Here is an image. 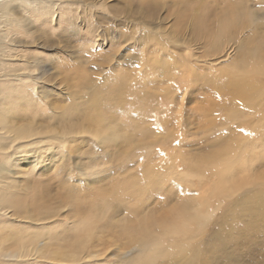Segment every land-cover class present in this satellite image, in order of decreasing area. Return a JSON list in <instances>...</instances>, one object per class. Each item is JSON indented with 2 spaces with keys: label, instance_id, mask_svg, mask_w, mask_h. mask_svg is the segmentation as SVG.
Here are the masks:
<instances>
[{
  "label": "rangeland",
  "instance_id": "obj_1",
  "mask_svg": "<svg viewBox=\"0 0 264 264\" xmlns=\"http://www.w3.org/2000/svg\"><path fill=\"white\" fill-rule=\"evenodd\" d=\"M55 2L0 15V264H264V0Z\"/></svg>",
  "mask_w": 264,
  "mask_h": 264
},
{
  "label": "bare ground",
  "instance_id": "obj_2",
  "mask_svg": "<svg viewBox=\"0 0 264 264\" xmlns=\"http://www.w3.org/2000/svg\"><path fill=\"white\" fill-rule=\"evenodd\" d=\"M30 4H35V6L36 5H38V12H40V13H44V14H46V15H50L51 14V12L53 11L54 12V10L59 6V4L58 3H56L55 2V0H0V10H1V13H0V15L1 16H3V15H5V17H6V19L8 20V21H13V19H14V12H13V10H15V9H17V8H24V7H30ZM61 6L60 7H63V5L62 4H60ZM55 8V9H54ZM7 14L8 15H10V16H7ZM51 16V15H50ZM228 18H223V19H221L220 21H219V23H218V25L215 27L216 28V31H215V34L213 35L212 34V32H211V30H210V28H204V29H201V31H204L205 33L207 32V34L206 35H208V37L209 36H212V40H213V45L211 44L210 46H213L214 48L216 47V49H219L220 47H221V45L223 44V40H220V38H222L223 36H225L227 33H228V31H229V25L231 24V22L229 21L230 19H228ZM229 24V25H228ZM1 38V37H0ZM211 40V41H212ZM1 45V44H0ZM164 47V46H163ZM0 48H2L1 46H0ZM10 55V54H9ZM8 55V56H9ZM169 55V54H168ZM195 55V54H194ZM207 55V54H206ZM158 58V57H157ZM159 58H161V56L159 57ZM158 58V61L160 60V62H161V60H163V59H159ZM163 58V57H162ZM166 59V58H165ZM146 61V60H145ZM153 61V60H152ZM156 63H159L156 59L154 60ZM144 62V61H143ZM146 63V62H145ZM166 63V62H165ZM178 63V62H177ZM148 64V63H147ZM179 64V63H178ZM7 65L10 67V64H8L7 63ZM154 65V64H153ZM159 65V64H158ZM164 65V64H163ZM172 65H173V63H172ZM145 66V65H144ZM165 66H166V64H165ZM17 68V67H16ZM16 68H12V70H8L6 73H5V75H12V73L14 74L15 72H16ZM141 68H143V67H141ZM141 68H140V70H141ZM146 68H148V67H146ZM263 69L261 70L262 72H264V66L262 67ZM159 69V68H158ZM157 69V70H158ZM168 69V71H170L171 72V70H169V68H167ZM154 71H156L155 70V68H154ZM162 73H164V70L162 71V69L160 70ZM159 71V74L161 73ZM21 72H22V70H21ZM148 72V71H147ZM173 72V71H172ZM150 73H151V71H150ZM168 73V72H167ZM148 75H149V73H147ZM153 74H154V72H153ZM18 75V74H17ZM156 75H157V73H156ZM161 75V74H160ZM19 76V75H18ZM32 76V75H31ZM30 76V77H31ZM158 76V75H157ZM20 77V76H19ZM152 77V76H151ZM185 78V77H184ZM184 80V79H183ZM250 82V81H249ZM13 83V82H12ZM250 83H252L253 84V82L251 81ZM182 92V91H181ZM31 93V92H30ZM26 108V107H25ZM7 129H8V131H10V132H13V133H15V135H17V134H21V131L19 130V129H16L17 131L15 132V130L13 129V130H9V129H12V128H8L7 127ZM29 130V129H28ZM71 130V129H70ZM25 133V132H24ZM29 133H30V131H29ZM23 134V133H22ZM1 143V142H0ZM12 144V143H11ZM4 145H5V143H4ZM1 148V147H0ZM220 177H221V179L222 180H227L226 179V177L223 175V174H220ZM67 256V255H66ZM147 264H149V263H147Z\"/></svg>",
  "mask_w": 264,
  "mask_h": 264
},
{
  "label": "snow or ice",
  "instance_id": "obj_3",
  "mask_svg": "<svg viewBox=\"0 0 264 264\" xmlns=\"http://www.w3.org/2000/svg\"><path fill=\"white\" fill-rule=\"evenodd\" d=\"M88 207L87 203L80 201L79 203L73 202L71 206L62 210L61 215L74 214L77 211L83 212ZM71 227L70 224H65V228Z\"/></svg>",
  "mask_w": 264,
  "mask_h": 264
}]
</instances>
